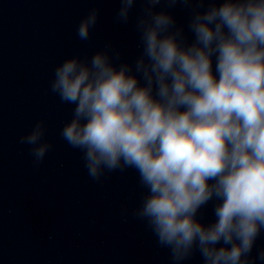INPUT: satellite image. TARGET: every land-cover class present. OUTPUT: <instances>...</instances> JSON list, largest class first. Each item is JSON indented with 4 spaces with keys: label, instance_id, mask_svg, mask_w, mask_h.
Returning <instances> with one entry per match:
<instances>
[{
    "label": "clouds",
    "instance_id": "9594fccd",
    "mask_svg": "<svg viewBox=\"0 0 264 264\" xmlns=\"http://www.w3.org/2000/svg\"><path fill=\"white\" fill-rule=\"evenodd\" d=\"M118 2L127 23L138 0ZM139 2L134 63L108 42L90 61L77 54L55 67L49 90L74 106L60 136L97 183L138 174L145 193L132 216L173 264L196 251L204 264H251L264 232V0ZM177 4L191 9V42L167 10ZM98 17L93 8L79 22V40ZM46 132L40 119L20 137L35 167L52 147ZM210 201L216 220L204 224L198 213Z\"/></svg>",
    "mask_w": 264,
    "mask_h": 264
},
{
    "label": "water",
    "instance_id": "95a60500",
    "mask_svg": "<svg viewBox=\"0 0 264 264\" xmlns=\"http://www.w3.org/2000/svg\"><path fill=\"white\" fill-rule=\"evenodd\" d=\"M145 6L138 0L123 23L118 0H0V264H173L169 250L132 216L145 193L138 174L128 169L93 181L82 152L60 136L74 106L49 90L59 63L77 54L90 61L108 42L122 61L134 63L142 51L135 23ZM93 8L99 9L97 24L90 40L81 41L77 26ZM167 10L191 42V9L177 4ZM40 119L52 147L35 167L30 146L19 141ZM214 204L200 209L202 223L216 220ZM260 250L264 232L251 264H264L256 259ZM181 264L204 261L196 251Z\"/></svg>",
    "mask_w": 264,
    "mask_h": 264
}]
</instances>
